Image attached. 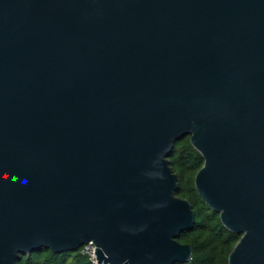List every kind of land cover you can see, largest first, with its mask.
<instances>
[{
    "label": "water",
    "instance_id": "water-1",
    "mask_svg": "<svg viewBox=\"0 0 264 264\" xmlns=\"http://www.w3.org/2000/svg\"><path fill=\"white\" fill-rule=\"evenodd\" d=\"M186 135L229 264H264V0H0V264L189 262Z\"/></svg>",
    "mask_w": 264,
    "mask_h": 264
},
{
    "label": "trees",
    "instance_id": "trees-1",
    "mask_svg": "<svg viewBox=\"0 0 264 264\" xmlns=\"http://www.w3.org/2000/svg\"><path fill=\"white\" fill-rule=\"evenodd\" d=\"M172 170L179 179L178 196L188 199L196 213L194 227L182 232L178 237L181 243H190L193 252L189 262L173 264H229V255L241 238V234L231 232L223 225L220 213L210 208L195 186L198 171L205 159L195 149L190 135L182 137L168 157ZM17 264H93L78 251L58 253L42 248L23 254Z\"/></svg>",
    "mask_w": 264,
    "mask_h": 264
},
{
    "label": "built area",
    "instance_id": "built-area-1",
    "mask_svg": "<svg viewBox=\"0 0 264 264\" xmlns=\"http://www.w3.org/2000/svg\"><path fill=\"white\" fill-rule=\"evenodd\" d=\"M97 247L93 241L85 243L81 246V251L84 255H86L90 262L93 264H102L97 259Z\"/></svg>",
    "mask_w": 264,
    "mask_h": 264
}]
</instances>
